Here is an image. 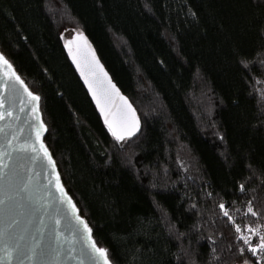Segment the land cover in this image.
Here are the masks:
<instances>
[{"label": "trees", "instance_id": "obj_1", "mask_svg": "<svg viewBox=\"0 0 264 264\" xmlns=\"http://www.w3.org/2000/svg\"><path fill=\"white\" fill-rule=\"evenodd\" d=\"M80 34L137 112L130 139L72 66ZM0 53L109 264H264V0H0Z\"/></svg>", "mask_w": 264, "mask_h": 264}, {"label": "water", "instance_id": "obj_2", "mask_svg": "<svg viewBox=\"0 0 264 264\" xmlns=\"http://www.w3.org/2000/svg\"><path fill=\"white\" fill-rule=\"evenodd\" d=\"M82 41V49L69 51L81 84L103 125L108 130L109 124L133 127L134 134L125 139L132 138L140 129L136 110L113 82L88 39L83 36ZM12 72L19 77L12 66H0V99L4 105L0 108L4 113L0 120V264H103L100 258L93 259L86 247L87 234L76 217L86 220L76 207L74 214L67 202L71 200L74 205L43 142L45 126L37 140L36 130L43 123L39 102L38 114L33 113L36 102L29 100L25 83L20 77L23 87L16 83ZM41 144L52 164L44 157ZM57 176L64 196L57 191Z\"/></svg>", "mask_w": 264, "mask_h": 264}, {"label": "snow or ice", "instance_id": "obj_3", "mask_svg": "<svg viewBox=\"0 0 264 264\" xmlns=\"http://www.w3.org/2000/svg\"><path fill=\"white\" fill-rule=\"evenodd\" d=\"M80 39L83 40V35L82 34H80ZM84 42H85V44L87 43V41H84ZM0 66H5V67L11 69V65L8 63V61L5 59V57L3 55H0ZM78 67H79V65H78ZM5 75H9V74L5 73ZM10 75H11V77H15V82L19 83L21 85V87H23V82L20 81L19 77L15 76L14 72H12ZM86 83H87V81H86ZM24 91L27 93L30 101L36 102V105L33 106V108H32V112L38 114V112H39L38 102H39V99H40L39 96L33 95L31 92L28 91V89L26 87L24 88ZM3 106H4L3 105V100L0 99V108H3ZM8 115L10 116L11 112H8ZM35 118H36V116H33V119H35ZM3 119H4V113L0 112V120H3ZM105 122L108 123L107 120ZM43 130H44V125H43V123H41L39 128L36 130L37 140H39L41 132ZM109 131L112 133V135L115 137V139L117 141H121V140L125 139L126 136L133 135L135 129L133 127L124 128L120 124H118L116 126H113L112 124H109ZM41 149L43 150L44 157L46 159H48L49 164H52L51 157L48 155L47 149L44 148L43 144H41ZM53 170H54V165H53ZM56 180H57V184H56L57 191L60 192L61 196H64L65 195L64 194V190H63L62 186L59 183V177L58 176L56 177ZM67 202H68L69 205L72 206V211L75 214L76 213L75 206L72 205L71 200H68ZM220 207H221V209H223L224 206L221 205ZM249 213H251L252 215H256V213L252 211L251 207L249 208ZM224 215L225 216H229L227 211L224 212ZM229 219L231 220L230 216H229ZM76 220H77V223H79L80 225L83 226V232L87 234V236H86V240H87L86 247L91 250V253L93 255V259L95 257H98V258H100V260L103 261V264H109L108 254H107L106 250L103 249V248L97 247L96 242L92 239L91 229L88 227V225L85 223L84 220L80 219L79 216L76 217ZM237 231L238 232L240 231L239 227H237ZM249 231H252L255 234V232L258 231V229H249ZM241 238L244 239L245 243H249L250 242L249 238H245V237H241ZM261 241L262 242L260 243L259 248L261 250H264V236L261 237ZM249 250L252 251L253 253L256 252V248H250Z\"/></svg>", "mask_w": 264, "mask_h": 264}, {"label": "rangeland", "instance_id": "obj_4", "mask_svg": "<svg viewBox=\"0 0 264 264\" xmlns=\"http://www.w3.org/2000/svg\"><path fill=\"white\" fill-rule=\"evenodd\" d=\"M72 35H73L72 32H66L65 35H64V39L66 40V48L68 50L71 49L70 39H71Z\"/></svg>", "mask_w": 264, "mask_h": 264}]
</instances>
